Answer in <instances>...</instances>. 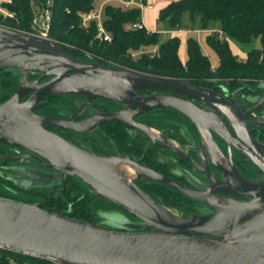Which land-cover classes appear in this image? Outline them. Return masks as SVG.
Listing matches in <instances>:
<instances>
[{
  "label": "water",
  "instance_id": "1",
  "mask_svg": "<svg viewBox=\"0 0 264 264\" xmlns=\"http://www.w3.org/2000/svg\"><path fill=\"white\" fill-rule=\"evenodd\" d=\"M9 72L20 73L23 79L0 103V143L33 152L44 161L32 154L18 158H33L53 171L20 166L8 179L23 189L60 185V190L48 193L50 198L54 191H63L66 177H71L116 208L100 210L101 221L92 223L45 209V202L0 196V248L55 264H264V154L245 126V120L264 124L249 116L264 107V94L242 113L220 94L188 81L80 60L64 53L51 38L0 26V75ZM27 75L32 78L24 79ZM147 87L170 93L140 95ZM52 96L99 98L124 108L81 121L33 113L37 103ZM186 97L212 110L202 113ZM156 108L176 110L201 137L198 124L206 121L209 139L211 130L227 145H236L261 178L232 181L222 175L224 188L197 190L127 158L85 151L43 127L85 133L99 122L129 123L133 115ZM221 117L230 131L222 126ZM133 126L148 133L139 124ZM118 163L130 167L131 174L119 170ZM131 175L170 187L192 202L193 212L171 211L140 190Z\"/></svg>",
  "mask_w": 264,
  "mask_h": 264
},
{
  "label": "trees",
  "instance_id": "2",
  "mask_svg": "<svg viewBox=\"0 0 264 264\" xmlns=\"http://www.w3.org/2000/svg\"><path fill=\"white\" fill-rule=\"evenodd\" d=\"M44 1L1 0L0 7L13 14V18L4 17L5 21L11 24L17 22V28L22 26L24 30L30 31L32 14L43 6ZM92 2L93 0H51L48 35L69 56L101 65L113 64L110 61H114L119 66L138 72L199 85L225 83L233 88L241 83L264 81V0H173L158 10L156 20L165 30L180 29L183 12L188 13L190 22L197 20L200 29H214L211 35L206 36L208 45L218 58V64L214 67H211L207 56L201 52L197 40L191 35L185 39V59L180 61L177 55V37L167 36L161 39L157 31L131 27L133 23L140 21V9L135 6L123 8L118 2L116 5L104 4L102 7V24L110 34V41L97 40L94 37L93 22L87 29L80 26V14L91 9ZM218 30L223 35L222 39L217 37ZM228 40L244 52V59H237L231 53ZM48 98L50 97L44 99ZM0 183L6 186H2L5 192L0 190V196L11 199L26 201L17 197L16 193L41 192L35 188L15 186L8 177L1 175ZM84 189L86 191L71 194L66 187L62 196L53 193L50 202L43 208L92 223L100 222L98 212L103 209L93 211L88 198L94 196L98 201L103 199L93 195L85 187ZM151 189L150 197L156 202H163L168 209L170 204L180 200L192 204L183 195L163 185L152 184ZM10 261L55 264L46 259L0 248V264H9Z\"/></svg>",
  "mask_w": 264,
  "mask_h": 264
},
{
  "label": "flooded vegetation",
  "instance_id": "3",
  "mask_svg": "<svg viewBox=\"0 0 264 264\" xmlns=\"http://www.w3.org/2000/svg\"><path fill=\"white\" fill-rule=\"evenodd\" d=\"M262 83L264 81L253 84L241 83L233 88L225 83H215L213 85L192 84L220 94L234 104L240 112L244 113L253 108L257 104L259 97L264 94ZM166 93L170 92L153 87L143 88L139 91L142 96ZM186 98L198 105L202 113L212 110L207 104H201L198 100L189 97ZM45 100L42 99L36 104L33 108V113L63 119L70 118L71 121H81L98 113L116 112L124 108L107 100L83 96L50 97L48 98L49 106L40 104ZM249 116L253 119L264 120V107H258ZM151 118L154 120L152 121ZM221 121L224 129L226 128L230 131L228 123L222 117ZM134 123L141 125L148 133L146 134L134 127ZM198 126L203 132V137L199 135L196 127L184 116L169 108H156L137 113L129 119V123L102 121L85 133L43 125L46 130L57 134L68 143L85 151L117 158H127L197 190H205L211 187L224 188L226 179L223 176L227 175L231 177L230 180L232 181L241 179L243 181H252L253 179L261 178L259 170L237 149L236 145L234 146L231 143L227 145L224 140L211 130H208V134L212 139L210 140L206 135L207 131H205L206 121L199 122ZM245 126L249 136L260 145V150L264 154V124L245 120ZM26 154H32L40 158L31 151L0 143V175L4 177L10 176V174L15 172V168L22 166L20 164L22 159H29L34 162L33 165L27 166L29 168L53 171L51 168L42 166L33 158H18ZM40 160L44 161L42 158ZM117 168L129 176L128 170L131 169L125 163H118ZM129 178L150 197L149 193H152V184L156 183L133 179L132 175ZM71 181L78 180L66 177L63 191H54L53 193H58L62 196L66 187H70L68 183ZM57 186L59 188H56ZM163 187L167 186L163 185ZM49 188L48 193L50 190H60V185H52ZM167 188L171 189L170 187ZM171 190L176 192L173 189ZM212 194L217 197L246 200L245 197L232 194L218 192H212ZM51 198L52 195L50 198L47 195L44 199L38 197V199L34 198L26 201L45 202L43 206H46ZM111 206L114 207L113 205Z\"/></svg>",
  "mask_w": 264,
  "mask_h": 264
},
{
  "label": "rangeland",
  "instance_id": "4",
  "mask_svg": "<svg viewBox=\"0 0 264 264\" xmlns=\"http://www.w3.org/2000/svg\"><path fill=\"white\" fill-rule=\"evenodd\" d=\"M103 0H93L92 2V8L96 9L100 3L102 2ZM106 4H109V5H116L117 3L116 2H109V3H106ZM37 10H34V13L32 14V17L30 19V26H32V22H33V18L34 16L36 15ZM0 26H3V27H7V28H10V29H14V30H19V31H23V32H32V30L30 31H26L23 29L22 26H18L19 28L16 27L15 24H17V22H15V24H11L9 21H5L4 20V17H8V18H13V14L12 12H9L7 11L6 9L4 8H1L0 7ZM157 23V29H164L163 25ZM181 25L184 29H192L193 31L192 32H188V35H191L193 36L199 46H200V50L201 52L207 56L208 60H209V63L212 65V66H216L218 64V58H217V55L215 54V52L210 48V46L208 45L207 41H206V36L208 35V33L206 32H202L200 31V26H199V23L198 21H193V22H190L189 20V17H188V13L187 12H183L182 15H181ZM21 28V29H20ZM197 29V31L195 30ZM211 34V33H210ZM161 36V39H164L165 35L163 34H160ZM61 43V42H60ZM139 54V53H137ZM236 58H238L236 56ZM111 63L119 66L117 64V62H114V61H110ZM120 67H123V66H120ZM126 68V67H124ZM129 69V68H128ZM132 70V69H131ZM135 71V70H134ZM148 74V73H147ZM32 76L31 75H27L24 77V79H31ZM23 79V77L20 78V73H17V72H9V73H3L0 75V101L6 98H8L13 92L14 90L16 89L17 85L21 82V80ZM1 103V102H0ZM40 104H46V106H49V100L46 99L44 102H41ZM44 108V107H43ZM152 121L154 120L153 118H151ZM33 161L29 160V159H22L20 161V164L22 166H31L33 165ZM38 170L40 171H43V172H49L47 170H43L41 168H39ZM14 174H18L17 172H15ZM19 175H22V174H19ZM25 184V182H24ZM4 187V184L3 183H0V190L5 192L3 190ZM68 186L69 187V192L72 194V193H77L80 192V191H86L84 189V187H82V185L78 182V181H71L70 183H68ZM56 188H59V186H57ZM68 188V187H67ZM39 191H41L40 193L39 192H35L34 191V195L30 194V193H25V194H20V193H17L16 196L19 197L20 199H25V200H32V199H38V197L41 199V198H46V195H48V191L49 189L48 188H35ZM52 191V190H50ZM36 196V197H35ZM1 197H4V196H1ZM6 198H9V197H6ZM101 201V202H100ZM88 204L91 206V208L93 209V211L97 210V209H106V208H109V209H115V207H112L110 204H108L107 202L105 201H102V200H97V198H95L94 196H90L88 198ZM169 209L175 213H178V214H188L190 212H193V205L190 203V202H185V201H178V202H175V203H172L170 204L169 206Z\"/></svg>",
  "mask_w": 264,
  "mask_h": 264
},
{
  "label": "built area",
  "instance_id": "5",
  "mask_svg": "<svg viewBox=\"0 0 264 264\" xmlns=\"http://www.w3.org/2000/svg\"><path fill=\"white\" fill-rule=\"evenodd\" d=\"M1 1V0H0ZM118 2L123 8H127L130 6L138 7L141 9L147 6L143 0H115ZM149 6V5H148ZM102 5L98 6L96 9L91 8L88 11L80 14V26L84 29H87L91 22H93L95 27V35L94 37L99 41H110V34L106 31L105 27L102 24ZM36 15L33 18L32 22V32L36 36L50 38L48 35V30L50 26L51 20V0H45L43 6L40 9H37ZM133 28H144L141 20L135 22L131 25ZM217 37L222 39L223 35L221 31L216 32Z\"/></svg>",
  "mask_w": 264,
  "mask_h": 264
},
{
  "label": "crops",
  "instance_id": "6",
  "mask_svg": "<svg viewBox=\"0 0 264 264\" xmlns=\"http://www.w3.org/2000/svg\"><path fill=\"white\" fill-rule=\"evenodd\" d=\"M173 0H143V2L147 5L143 7L140 11V20L143 24L144 28L148 31H157L159 34H163L165 36H175L178 38V48H177V55L180 61H184L185 59V39L188 36V32H192V29H184L181 27L178 30H165V29H157V23L156 18L158 14V10L164 7L168 2ZM109 2H116L115 0H103L100 5H104ZM117 3V2H116ZM99 5V6H100ZM149 5V6H148ZM197 31V29H195ZM212 28L210 29H201L200 31L206 32L209 35L212 34ZM211 33V34H210ZM228 47L231 51V53L234 56H237V59H244L245 54L241 50H239L231 41L228 40ZM211 65V64H210ZM211 67H214L211 65ZM9 264H25V263H19L15 261H10Z\"/></svg>",
  "mask_w": 264,
  "mask_h": 264
},
{
  "label": "bare ground",
  "instance_id": "7",
  "mask_svg": "<svg viewBox=\"0 0 264 264\" xmlns=\"http://www.w3.org/2000/svg\"><path fill=\"white\" fill-rule=\"evenodd\" d=\"M129 174H131V170H128Z\"/></svg>",
  "mask_w": 264,
  "mask_h": 264
}]
</instances>
